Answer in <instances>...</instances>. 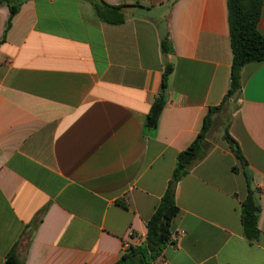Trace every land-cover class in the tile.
Here are the masks:
<instances>
[{
    "label": "crops",
    "instance_id": "0c3cea01",
    "mask_svg": "<svg viewBox=\"0 0 264 264\" xmlns=\"http://www.w3.org/2000/svg\"><path fill=\"white\" fill-rule=\"evenodd\" d=\"M16 1L9 27L0 2V264L13 250L23 264H113L145 240L178 154L229 91L228 0H103L125 5L116 24L91 0ZM241 87L212 113L204 155L176 183L172 242L151 264H264V60L243 66ZM249 181L257 240L242 224Z\"/></svg>",
    "mask_w": 264,
    "mask_h": 264
},
{
    "label": "trees",
    "instance_id": "16d2710c",
    "mask_svg": "<svg viewBox=\"0 0 264 264\" xmlns=\"http://www.w3.org/2000/svg\"><path fill=\"white\" fill-rule=\"evenodd\" d=\"M7 1L10 7L11 19L18 12L21 1ZM96 13L109 23H122L125 21V5H110L103 0H91ZM263 0H228L229 27L233 62L231 66V84L220 106L211 107L205 116L201 131L194 141L177 156V163L169 186L162 196L159 205L153 215L147 221V235L139 244L128 243L119 259L113 264H151L162 253L168 243L172 242V221L179 213V207L175 200L173 183L178 182L189 173L193 164L202 158L205 149V138L211 127V115L229 99H234L241 91V71L243 66L252 61L264 60V35L259 31L258 25L261 18ZM164 52L171 51L169 42L161 43ZM173 65L167 63L163 73V87L160 94L153 102L147 115L146 124L150 128L157 126L159 117L167 100L169 79L173 72ZM224 139L229 144L236 157L245 165L246 159L238 142L231 136L228 128L225 130ZM247 176H250L246 172ZM123 204L121 200H118ZM261 206L256 197V192L249 181V192L242 202V224L245 235L250 240H257L260 234L258 227ZM4 264H23L13 250L6 258Z\"/></svg>",
    "mask_w": 264,
    "mask_h": 264
},
{
    "label": "water",
    "instance_id": "95a60500",
    "mask_svg": "<svg viewBox=\"0 0 264 264\" xmlns=\"http://www.w3.org/2000/svg\"><path fill=\"white\" fill-rule=\"evenodd\" d=\"M240 98V92L236 95V97L234 98V101L237 102ZM176 186V182L173 183V189H175Z\"/></svg>",
    "mask_w": 264,
    "mask_h": 264
},
{
    "label": "built area",
    "instance_id": "2783aa9c",
    "mask_svg": "<svg viewBox=\"0 0 264 264\" xmlns=\"http://www.w3.org/2000/svg\"><path fill=\"white\" fill-rule=\"evenodd\" d=\"M183 233V232H182Z\"/></svg>",
    "mask_w": 264,
    "mask_h": 264
}]
</instances>
